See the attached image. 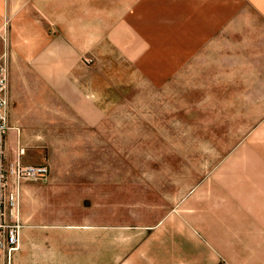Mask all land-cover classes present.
I'll return each instance as SVG.
<instances>
[{
  "label": "crops",
  "instance_id": "obj_1",
  "mask_svg": "<svg viewBox=\"0 0 264 264\" xmlns=\"http://www.w3.org/2000/svg\"><path fill=\"white\" fill-rule=\"evenodd\" d=\"M105 47L153 86L167 87L181 101L183 124L198 127L183 145L187 162L198 160L199 178L178 202L188 213L174 226L178 236L198 239L218 264H264V0H0L10 125L5 207L6 193L19 198L27 179L7 164L40 162L22 127L49 117L31 111L87 107L91 125L107 122L93 111L110 103L100 108L89 96L93 78H105L95 74ZM22 66L38 79L16 76Z\"/></svg>",
  "mask_w": 264,
  "mask_h": 264
},
{
  "label": "rangeland",
  "instance_id": "obj_2",
  "mask_svg": "<svg viewBox=\"0 0 264 264\" xmlns=\"http://www.w3.org/2000/svg\"><path fill=\"white\" fill-rule=\"evenodd\" d=\"M105 52L95 63L105 78H93L89 96L100 108L110 103L93 111L107 122L91 125L92 109L81 107L31 111L47 113L48 124L22 127L30 157L40 159L32 166L46 165L48 173L25 179L14 205L6 193L7 222L19 216L21 235L17 250L0 247V264L44 257L54 264H218L198 239L176 230L188 214L178 202L199 178L198 160L183 157L198 127L183 124L181 101L167 87L153 86L115 49ZM14 74L38 79L29 66Z\"/></svg>",
  "mask_w": 264,
  "mask_h": 264
},
{
  "label": "built area",
  "instance_id": "obj_3",
  "mask_svg": "<svg viewBox=\"0 0 264 264\" xmlns=\"http://www.w3.org/2000/svg\"><path fill=\"white\" fill-rule=\"evenodd\" d=\"M8 87L7 68L0 64V247L13 251L18 248L20 241L21 226L16 219V222H7V212L5 207L4 187L6 185V174L4 165V141L5 136L10 129L7 118V100L4 92ZM11 172L16 174L19 178H33L38 176H46L48 167L46 165L39 166H24L12 165ZM11 204H15L14 196H10ZM12 217H15L14 206L11 210Z\"/></svg>",
  "mask_w": 264,
  "mask_h": 264
}]
</instances>
